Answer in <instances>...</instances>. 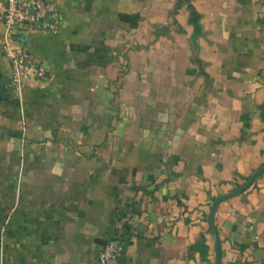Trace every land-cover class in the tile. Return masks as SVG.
<instances>
[{
	"label": "crops",
	"instance_id": "0c3cea01",
	"mask_svg": "<svg viewBox=\"0 0 264 264\" xmlns=\"http://www.w3.org/2000/svg\"><path fill=\"white\" fill-rule=\"evenodd\" d=\"M55 1L24 131L0 52V264H97L116 235L108 264H213L211 201L264 165V0ZM213 230L219 264H264V171Z\"/></svg>",
	"mask_w": 264,
	"mask_h": 264
},
{
	"label": "built area",
	"instance_id": "2783aa9c",
	"mask_svg": "<svg viewBox=\"0 0 264 264\" xmlns=\"http://www.w3.org/2000/svg\"><path fill=\"white\" fill-rule=\"evenodd\" d=\"M60 8L55 0H0V52L8 66L6 84L16 100L24 131L23 95L29 82L42 83L49 72L47 64L23 44L28 34H49L60 25ZM0 229V245L2 243ZM119 236L105 240L99 248L97 264H108L121 251Z\"/></svg>",
	"mask_w": 264,
	"mask_h": 264
},
{
	"label": "water",
	"instance_id": "95a60500",
	"mask_svg": "<svg viewBox=\"0 0 264 264\" xmlns=\"http://www.w3.org/2000/svg\"><path fill=\"white\" fill-rule=\"evenodd\" d=\"M263 171H264V165L259 166L258 168L254 169L242 183H240L239 185H237L235 188L231 189L230 191L215 197L211 201L210 206H209L208 216H207V223H208V227L210 229V235H211V238L213 241V249H214L213 264H219V244H218V240H217L215 231L213 230V215H214V211L216 209L217 204L219 202L239 193L240 191L244 190L246 187L249 186V184L252 182V180L258 174H260Z\"/></svg>",
	"mask_w": 264,
	"mask_h": 264
}]
</instances>
